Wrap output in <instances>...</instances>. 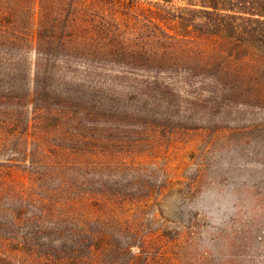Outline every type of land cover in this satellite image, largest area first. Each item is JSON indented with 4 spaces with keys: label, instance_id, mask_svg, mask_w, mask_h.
<instances>
[{
    "label": "rangeland",
    "instance_id": "obj_1",
    "mask_svg": "<svg viewBox=\"0 0 264 264\" xmlns=\"http://www.w3.org/2000/svg\"><path fill=\"white\" fill-rule=\"evenodd\" d=\"M194 4L0 0V38L16 42L9 53L21 68L9 72L0 60V88L32 96L38 36L55 25L103 54L88 65L60 55L38 61L56 73L40 81L51 112L62 113L44 112L39 124L25 99L22 153L0 152V193L51 194L49 215L96 224L109 251L96 264H264V27L253 25L245 40L202 29L168 71L160 62L130 71L120 53L116 62L104 57L110 34L138 50L155 27L179 31L171 15L201 10ZM36 213L29 207L27 219ZM16 231L25 237L31 227Z\"/></svg>",
    "mask_w": 264,
    "mask_h": 264
},
{
    "label": "trees",
    "instance_id": "obj_2",
    "mask_svg": "<svg viewBox=\"0 0 264 264\" xmlns=\"http://www.w3.org/2000/svg\"><path fill=\"white\" fill-rule=\"evenodd\" d=\"M195 1L197 4L193 6H198L201 10L185 9L178 16L171 15V20L178 22L179 31L169 29L174 32L171 34L167 29L155 27L151 35L147 36L144 33L138 50L127 49L126 46L132 42L127 35L121 32L110 34L113 43H109L110 52L104 57L116 62L119 57L118 53H120L127 59L126 65L130 71H142L140 66L157 62L168 65V71L175 68L176 55L187 56L185 45L194 38L191 35L202 32V29H213L210 31L214 34L218 33L224 37L230 35L231 38L245 40L246 38L243 37L255 36L256 31L253 30V25L264 27V20H260L264 19V0H245L240 4H237V0ZM72 4L74 9L76 2L73 1ZM68 29L67 26L60 28L55 25L48 31V38L43 39L38 36V48L35 49L37 63L34 67V81L29 86L32 90L31 97L17 96L12 86L0 88V152L14 146L12 157L22 153L21 136L27 131L23 132V127L25 125L29 127L31 124L30 121L25 124V112H23V102L27 99L30 101L28 107L33 110L32 115L35 117L41 115L39 124L44 112L53 115L62 113L61 110V112H51L48 106L50 97L45 95L47 88L40 81L42 75L46 78L56 73L50 66L44 67L38 61L53 55H60L65 60L72 57L81 59L86 61V65L103 56L100 51L75 42L72 36L66 35ZM57 31L62 32L63 36L61 37ZM258 35L260 37L258 39H261L258 41L264 44V30ZM16 46L15 41L6 42L0 38V48H2L0 60L7 64V70L12 73L21 71L19 65L13 63V58L9 53L10 48ZM147 46H151L153 50H146ZM167 62L169 64H166ZM59 107L62 105L59 104ZM82 113L87 112L85 110ZM15 139H18L17 143ZM60 188L62 189L63 185ZM53 197L50 194L45 197V201L49 204ZM45 201L42 197L35 199L30 194L23 197L8 193L6 190L0 193V264H96L99 257L108 255L109 251L100 247L99 234L92 229L96 227V224H86L68 216L49 215ZM31 206L37 213L27 219L28 208ZM7 214L11 216V220L4 224L1 222L2 215ZM47 218L54 219L51 222V229L45 228V225L49 223ZM23 224H28L31 232L25 237H19L16 229ZM6 227L12 230L10 229L9 233L4 232L3 229ZM51 235L57 236L59 242L50 240Z\"/></svg>",
    "mask_w": 264,
    "mask_h": 264
}]
</instances>
